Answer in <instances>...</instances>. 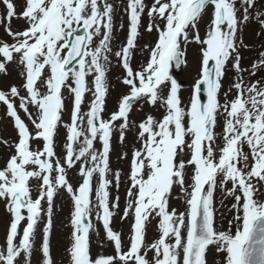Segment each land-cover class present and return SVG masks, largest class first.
Masks as SVG:
<instances>
[{
  "label": "snow or ice",
  "instance_id": "6c2138e0",
  "mask_svg": "<svg viewBox=\"0 0 264 264\" xmlns=\"http://www.w3.org/2000/svg\"><path fill=\"white\" fill-rule=\"evenodd\" d=\"M0 2L6 10L0 23L10 38V42L0 39V73L8 75L9 65L15 63L23 77L21 87L0 89V103L17 134L14 143L0 139L11 152L0 168V199L10 215L0 244V264H32L42 222L41 264H55L51 237L54 202L61 191L71 201L69 264H208L211 248L225 254V264H264V79L246 81L244 73L249 69L242 67L241 56V49L249 48L243 32L251 20L259 24L256 36L264 40V12H254L256 0H153L151 4L127 0L123 9L127 35L117 50L113 48L115 8L109 0H24L20 12L13 0ZM145 15L147 25L142 22ZM205 15L209 22L201 37L199 24ZM13 19L26 27L14 30ZM141 28L155 32L157 39L143 46L148 57L134 68ZM119 29L123 31L125 25L121 23ZM193 43L199 46L198 75L189 103L184 104L183 85L173 71L188 66L187 48ZM112 57L122 69L117 79L127 91L106 119ZM229 63L235 79L223 91L221 103ZM260 70H264V50L250 74ZM65 91L71 97L70 110ZM89 95L85 112L82 105ZM140 104L164 112L160 119L147 114L135 125L139 147L132 150L130 183L121 211L119 195H112L121 183L120 171H113L110 164L113 135L118 132L119 143L126 144L130 114ZM66 111L68 122L63 120ZM218 118L222 119L219 134ZM61 127L65 139L63 154L58 155ZM34 141L40 142L35 148ZM121 158L127 159L128 153L122 151ZM73 169L78 177L75 185L69 175ZM174 186L183 194L184 211L169 207ZM217 188L235 201L227 230L215 225ZM118 213L121 221L132 217L127 246L112 226ZM149 217L159 218V238L150 244L145 242ZM93 219L102 225L114 255L92 258L90 233L99 235Z\"/></svg>",
  "mask_w": 264,
  "mask_h": 264
},
{
  "label": "rangeland",
  "instance_id": "374dc122",
  "mask_svg": "<svg viewBox=\"0 0 264 264\" xmlns=\"http://www.w3.org/2000/svg\"><path fill=\"white\" fill-rule=\"evenodd\" d=\"M14 3L17 4V12H20L22 10V5L24 3V0H13ZM145 2L147 4H151L153 2V0H145ZM6 13L5 10V6L3 5L2 2H0V16H4ZM146 18H144L142 20L144 25H147L148 23V18L147 16H145ZM24 24V22L22 20H16L13 19L12 21V27H17L19 25ZM141 37L146 36L148 33L146 31H144L143 28H141ZM257 32H255L256 34ZM6 33L4 32V24L0 23V36H5ZM127 32L123 33V32H119V30H114L113 33V48L114 50H117L121 44L125 41ZM146 44V42H145ZM192 46V47H191ZM141 49H138L134 59H133V67H138L139 64H142L146 61L147 59V55L141 54ZM188 52V57H189V63L191 65H193L192 67V71H197L198 67H199V60H200V56H199V46L196 44H190V47L187 49ZM137 56H141L143 60H141L140 58H137ZM243 60V59H242ZM112 65L110 67V70L108 72V80H109V84H110V89H113V91L115 90L116 92H118L116 94V96L114 95H109L107 98V103H106V111H105V118L107 119L109 114L112 111L116 110V102L118 99V95L120 93L125 92L126 88L125 86H123L122 84L119 83V80L117 79L118 77H122L123 72L122 69L118 66L117 61L115 60L114 57H112ZM21 67L18 66L17 64L13 63L11 65H9L8 67V75H4L2 73H0V81L5 83L7 86L8 84H17L19 85L22 81H23V77L21 76ZM185 72L189 71L188 66L184 69ZM184 82L185 84L187 82H189V80L184 76ZM22 91V95L24 94L23 90ZM112 91V92H113ZM65 98H69L68 93L66 94ZM86 98H89V96H87ZM89 100V104H90ZM184 104H188L189 102H183ZM142 109V110H141ZM31 111H35V109H30ZM164 112L163 108H159L158 106L156 108H152L150 106H148L147 104H140L137 105L135 107L134 112L131 113L130 115V121L131 123V127L130 130L127 133V137H126V144L125 145H121L119 143V133L116 132L113 135V151L111 152V156H113L114 161L116 162H112L111 167L113 169V171L115 170H119L120 169V165L126 166L130 163L131 160V155H132V150L133 148H136L139 146L138 143H136V133L138 131V129L136 128V124H138L140 121H142L147 114H151L154 117H156L157 119L162 118V114ZM24 114V113H23ZM25 115V114H24ZM119 123V122H117ZM2 143L0 144V168L5 166V163L7 161V159L9 158V154H7L8 149H3L2 148ZM32 146L35 148L36 145L32 144ZM100 146V145H99ZM122 151H126L128 153V158L127 159H122L121 158V152ZM118 163V164H117ZM130 168V167H129ZM191 170V168L189 169ZM188 170V171H189ZM73 171V170H71ZM191 174V172H190ZM70 177L72 178V182L74 183V185L76 184L78 177L74 176L72 174H70ZM127 180L124 182V185L126 186L125 189L127 190L128 186H129V180H128V176H124ZM35 182H33L34 184ZM33 187V197L35 198V196L37 195L36 191H35V184L32 185ZM121 189H123L122 187H120ZM67 195L66 192L61 191L57 194L56 198H55V202H54V230L55 233L58 230L59 233L57 234V237L55 240H52L51 242V248H52V255H53V259L55 261V264H59L58 260H57V254H58V247L60 243H63V241L66 240L68 234L70 233V227H68L67 225H70V220H64L63 216L68 212L69 213V208H68V200L65 199V196ZM125 199L126 196L124 197V199L122 200V204L120 205V209L122 211V209L124 208L125 205ZM184 206V197L183 194L180 192L179 187L173 189V192L171 194V198L169 200V207L171 208H175L177 209V211H181L182 208ZM45 208L47 207V205L44 206ZM5 208H6V204H5ZM8 220V218L10 219V215L8 214H4L3 211L0 209V244H3L4 242V238H5V232H6V225L7 223L5 222V220ZM159 218H153V217H149V221L146 224V233L147 231L151 234V239L150 241L153 242L155 239H158L159 236H157V232H158V227H157V222H158ZM131 224H132V217L129 216V218L127 220L121 221L120 219V213H118L112 222V226L114 228V230H117L119 232H121L122 234V240L125 246H127L128 244V240H129V236H130V228H131ZM151 225V227L156 226L153 229H147V226ZM42 227H43V222L41 223V225L38 226L37 229V234L35 236V243L36 242H42V238H43V233H42ZM119 228V229H116ZM63 230V231H62ZM145 233V235H146ZM62 235L59 236L58 235ZM97 239L98 237L95 236ZM146 237H145V241H146ZM99 241V239H98ZM100 244L99 246H96L94 249L97 250V252L95 254H93L92 258H96L97 256L100 255H114L115 254V250H114V246L112 245L111 242H108L104 239V234L100 237ZM39 245V248H40ZM148 257L151 258L152 257V252L148 253ZM32 264H41V255L40 253L37 255V257L35 259L32 260ZM208 264H216L215 262H208Z\"/></svg>",
  "mask_w": 264,
  "mask_h": 264
}]
</instances>
